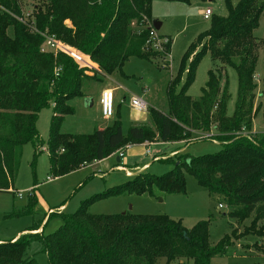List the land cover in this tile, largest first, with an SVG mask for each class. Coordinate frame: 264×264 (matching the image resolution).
I'll use <instances>...</instances> for the list:
<instances>
[{"label":"trees","instance_id":"16d2710c","mask_svg":"<svg viewBox=\"0 0 264 264\" xmlns=\"http://www.w3.org/2000/svg\"><path fill=\"white\" fill-rule=\"evenodd\" d=\"M153 1L38 0L34 14L39 30L55 34L89 56L98 68L89 75L67 54L43 51V37L9 13L21 14L17 1L0 0L9 11L0 9V190L11 189L24 145L40 142L37 122L41 111L49 107L54 109L48 148L55 176L104 160L128 144L182 141L212 127L222 138L223 150L188 155L164 175L139 172L127 184L85 200L76 212H60L63 224L54 233L30 232L0 241V264H39L26 255L34 240L43 243L50 264H158L162 257L168 264L183 259L212 264L215 256L226 252L232 234L211 245L209 220L186 228L181 220L167 215H96L88 210L93 201L125 190L152 194L158 187L169 193L186 192L185 171L234 208L233 217L247 219L254 214L248 233L264 237V134L252 132L254 115L264 110V104L256 108L254 103L260 44L254 31L260 25L264 0H239L236 5L225 0L228 14H213L210 28L190 45L168 88L169 113L151 109V125H133L125 134L116 112V119L104 129L90 134L62 132L65 117L75 111L69 102L85 96L87 82H99L100 74L121 71L130 57H152L146 50ZM171 44L170 40L165 44L168 54ZM208 54L222 67L237 72L238 94L232 115H228L229 83L222 87L220 73L209 71L199 98L188 94ZM57 67H61L58 76ZM261 79L264 96V57Z\"/></svg>","mask_w":264,"mask_h":264},{"label":"rangeland","instance_id":"374dc122","mask_svg":"<svg viewBox=\"0 0 264 264\" xmlns=\"http://www.w3.org/2000/svg\"><path fill=\"white\" fill-rule=\"evenodd\" d=\"M232 2L236 5L239 0ZM37 3L38 0H26L24 7H34ZM207 8L216 15L228 14L225 0H154L151 17L152 20L161 22L162 27L157 30L158 47L149 44L146 50L152 54V57H130L121 71L117 70L108 75L100 74L102 81L99 82H87L84 87L85 96L70 100L69 103L75 111L65 117L62 132L90 134L111 125L116 117L103 118L100 96L103 89L112 87L117 88L115 113H118L125 134L133 125H151L149 112L151 109L169 113L170 83L175 81L182 59L190 45L210 28L211 20L203 16V11ZM254 35L259 38L260 43L255 76L258 88L255 91L254 103L257 108L264 104V96H261L264 12ZM167 40L172 43L169 54L165 50ZM210 70L216 75L221 74L222 87L226 81L229 83L231 98L228 102V115H232L238 94L237 72L232 67H222V63L212 59L209 54L202 59L197 69L196 80L188 94L194 99L201 96L202 89L206 87L209 79ZM89 75L92 73L90 72ZM133 96L145 100L148 109L135 110L131 105ZM53 115V107L41 111L37 122L40 142H29L24 145L19 169L11 183V189L0 190V241L7 242L30 232L43 235L54 233L63 224L61 216L58 215L60 212H76L85 200L127 184L139 172L164 175L174 169L178 162L184 161L188 155L214 154L224 148L222 138L217 135V129L212 127L209 132H196L190 139L171 141L170 144L161 142L151 146L157 141H149L151 154L145 152L144 144H138L124 151L125 157H119L122 159L121 162H118L119 154L115 151L103 161H93L65 175L55 176L51 171L48 148ZM252 132L264 134L262 108L253 117ZM37 147L41 149L35 156ZM185 179L186 192L169 193L158 187H154L152 194L125 190L121 194H110L93 201L88 210L96 215L126 212L167 215L181 220L186 228H192L199 221L209 220L211 245L219 243L227 235L232 234L231 244L226 252L215 256L212 264H264V237L248 233L252 228L254 214L247 219L233 217L231 213L234 212V208L229 207L221 196L210 194L192 174L186 171ZM19 193L22 197H19ZM220 203L223 204L222 207ZM261 224L263 222H260ZM40 225L41 231L31 230ZM26 255L36 259L39 264H50L43 243L39 240L30 243ZM183 260L184 263L174 260L170 264H193L192 260ZM158 264H168L167 259L160 258Z\"/></svg>","mask_w":264,"mask_h":264},{"label":"built area","instance_id":"2783aa9c","mask_svg":"<svg viewBox=\"0 0 264 264\" xmlns=\"http://www.w3.org/2000/svg\"><path fill=\"white\" fill-rule=\"evenodd\" d=\"M18 5L21 8V14L15 15L12 12H9L0 4V9H3L10 14H12L15 18H17L20 22H22L27 29L32 32L39 34L43 37L44 43L42 50L46 52H52L53 54L57 55L59 53H65L69 57H71L81 68L86 69L87 73H92L94 70H97V65L91 60V58L74 47L68 45L67 43L63 42L62 40L58 39L55 34L49 33L48 31H41L37 27V21L34 14V7L26 8L24 7V2L26 0H16ZM213 15V11L210 8H207L205 11H203V16L205 19H210ZM147 24L150 27V33H149V40L148 45H154L158 47L157 40H158V34L157 30L153 27V21L147 22ZM167 42V41H166ZM166 44V43H165ZM61 67H57L55 70V75L58 76L60 74ZM115 92L112 89H104L101 93L100 97V105H101V113L103 118L110 119L113 118L115 115ZM131 105L135 110L138 111H146L148 109V103L143 100L142 98L133 96L131 98ZM147 149V153H150L149 149V142L144 143ZM135 145L128 144L124 148L119 149L116 153H118V157L123 158L125 156V152L127 149L133 148ZM48 180H51V178H48ZM19 197H22V194L19 193ZM223 205L220 204V207Z\"/></svg>","mask_w":264,"mask_h":264},{"label":"crops","instance_id":"0c3cea01","mask_svg":"<svg viewBox=\"0 0 264 264\" xmlns=\"http://www.w3.org/2000/svg\"><path fill=\"white\" fill-rule=\"evenodd\" d=\"M162 24V23H161ZM162 27V26H161ZM112 90H114V92H115V97H116V90H117V88L116 87H112L111 88ZM104 90V89H103ZM102 90V91H103ZM102 93V92H101ZM101 97V96H100ZM158 143H161V142H156V143H153L151 146H155L156 144H158ZM180 143H182V142H180ZM164 144H170V142H166V143H164ZM171 144H174V143H171ZM175 145V144H174ZM149 149H150V146H149ZM146 153H147V149H146V151H145ZM147 154H151V152L150 153H147ZM117 155V154H116ZM118 156V155H117ZM125 157V156H124ZM119 158V157H118ZM121 160L122 159H120V161H118V162H121ZM101 161H103V160H101ZM97 162H100V161H97ZM38 231H41V229H39ZM20 236V235H19ZM19 236H17L16 237V239L19 237ZM1 240V239H0ZM181 261V263H184L185 261L184 260H180Z\"/></svg>","mask_w":264,"mask_h":264},{"label":"water","instance_id":"95a60500","mask_svg":"<svg viewBox=\"0 0 264 264\" xmlns=\"http://www.w3.org/2000/svg\"><path fill=\"white\" fill-rule=\"evenodd\" d=\"M161 26H162L161 22H159L158 20H153V27L156 30H159L161 28ZM118 161H120V158H118Z\"/></svg>","mask_w":264,"mask_h":264}]
</instances>
